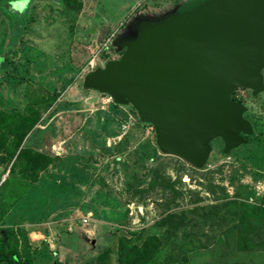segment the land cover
<instances>
[{
	"label": "rangeland",
	"instance_id": "1",
	"mask_svg": "<svg viewBox=\"0 0 264 264\" xmlns=\"http://www.w3.org/2000/svg\"><path fill=\"white\" fill-rule=\"evenodd\" d=\"M200 1L38 0L18 20L0 8V229L36 264H264V217L245 202L264 185V92L233 91L254 135L228 154L214 139L196 169L155 149L130 105L83 88L136 20ZM27 107L40 119L19 143ZM33 153L52 160L36 172Z\"/></svg>",
	"mask_w": 264,
	"mask_h": 264
},
{
	"label": "water",
	"instance_id": "2",
	"mask_svg": "<svg viewBox=\"0 0 264 264\" xmlns=\"http://www.w3.org/2000/svg\"><path fill=\"white\" fill-rule=\"evenodd\" d=\"M122 50L85 75L83 88L130 105L152 126L157 148L202 168L211 142L222 153L253 135L236 89L264 92V0H201L158 20L140 18Z\"/></svg>",
	"mask_w": 264,
	"mask_h": 264
},
{
	"label": "trees",
	"instance_id": "3",
	"mask_svg": "<svg viewBox=\"0 0 264 264\" xmlns=\"http://www.w3.org/2000/svg\"><path fill=\"white\" fill-rule=\"evenodd\" d=\"M34 1H38V0H9L7 2L1 1L0 8L10 13V15H12L13 18H17V20L23 19L29 8V5ZM15 5H22V7H17ZM177 11L180 10L178 9ZM122 52L123 51H120V55L122 54ZM109 60H113V59H109ZM50 105L51 103L45 105V108H49ZM25 113L29 115L27 114L17 115V122H15L16 124L13 126L11 130V134L16 138L17 137L19 138V143L26 136V134L38 123L40 119L39 115L33 109H29L28 107L26 108ZM9 118H11L9 114L0 112V131L5 130L9 126V122H7ZM138 120L142 122L140 119ZM147 125L152 127L149 124ZM252 136H245V137L250 141V138ZM154 148L158 149L155 141H154ZM27 151L28 150L26 149H21L20 153L18 154V159L24 158V155L26 153H29ZM33 154L37 156L39 159L35 161L29 160L31 163L28 164L33 166L30 169L36 170V172L42 171L44 167L47 166L52 160L50 157L41 155L39 153H33ZM251 195H253V192L250 193L246 198H248ZM248 206H250V210L253 212V209L255 207L253 208V206L251 205ZM122 250H123L122 245L119 244L118 255L121 258L123 257ZM33 256H34V250L30 247L28 243H25L23 247H20L18 245V242L16 240V232L13 229L11 228L0 229V264H34ZM125 264H137V263L131 262Z\"/></svg>",
	"mask_w": 264,
	"mask_h": 264
},
{
	"label": "built area",
	"instance_id": "4",
	"mask_svg": "<svg viewBox=\"0 0 264 264\" xmlns=\"http://www.w3.org/2000/svg\"><path fill=\"white\" fill-rule=\"evenodd\" d=\"M245 202L250 205L259 206L264 209V185L257 184L254 188L253 195L246 198Z\"/></svg>",
	"mask_w": 264,
	"mask_h": 264
},
{
	"label": "crops",
	"instance_id": "5",
	"mask_svg": "<svg viewBox=\"0 0 264 264\" xmlns=\"http://www.w3.org/2000/svg\"><path fill=\"white\" fill-rule=\"evenodd\" d=\"M246 204H248V203H246ZM248 205H250V204H248ZM251 206H253V208L254 209H257L258 210V213H259V215L260 216H263L264 217V209H262L261 207H259V206H255V205H251ZM253 213L256 215V213L253 211ZM258 215V214H257ZM261 218V217H260ZM259 218V219H260ZM43 262V261H42ZM34 264H36V261L34 260ZM41 264V263H40ZM53 264H54V262H53Z\"/></svg>",
	"mask_w": 264,
	"mask_h": 264
},
{
	"label": "flooded vegetation",
	"instance_id": "6",
	"mask_svg": "<svg viewBox=\"0 0 264 264\" xmlns=\"http://www.w3.org/2000/svg\"><path fill=\"white\" fill-rule=\"evenodd\" d=\"M129 36V33H125V35L123 36V38H126Z\"/></svg>",
	"mask_w": 264,
	"mask_h": 264
},
{
	"label": "snow or ice",
	"instance_id": "7",
	"mask_svg": "<svg viewBox=\"0 0 264 264\" xmlns=\"http://www.w3.org/2000/svg\"><path fill=\"white\" fill-rule=\"evenodd\" d=\"M15 6H17V7H22V5H15Z\"/></svg>",
	"mask_w": 264,
	"mask_h": 264
}]
</instances>
